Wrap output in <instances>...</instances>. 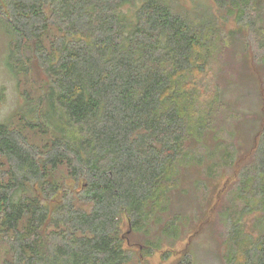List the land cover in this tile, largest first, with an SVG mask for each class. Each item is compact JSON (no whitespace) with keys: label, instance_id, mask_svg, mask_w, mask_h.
<instances>
[{"label":"trees","instance_id":"trees-1","mask_svg":"<svg viewBox=\"0 0 264 264\" xmlns=\"http://www.w3.org/2000/svg\"><path fill=\"white\" fill-rule=\"evenodd\" d=\"M212 1L0 0L23 99L0 117V264H147L181 241L193 264L216 214L221 264H264V0ZM230 49L245 74L221 84ZM216 171L228 201L200 222L195 174Z\"/></svg>","mask_w":264,"mask_h":264},{"label":"rangeland","instance_id":"rangeland-1","mask_svg":"<svg viewBox=\"0 0 264 264\" xmlns=\"http://www.w3.org/2000/svg\"><path fill=\"white\" fill-rule=\"evenodd\" d=\"M179 5H182L185 10H194V8L208 7L213 3L212 0H178ZM8 38L5 33L0 29V117L8 118L18 107L19 104L23 102L21 95L16 86V80L7 66V56H8ZM233 50L230 49L221 56V60L218 62L221 66V71L223 72L221 76H218L221 81V84H226L227 82L231 83H240L245 72L243 63H241L240 56L235 57L232 54ZM219 69V65L217 66ZM242 92L233 88L229 92V99L235 101L240 99V96H245V93L241 95ZM248 97V96H247ZM248 108L240 107L243 110L246 109L247 112H254L257 108L254 105V98L248 97L247 103ZM245 104V105H246ZM17 121V120H15ZM222 171H216L213 178H209L208 174L203 172L202 174H195V177L201 184V189L197 193V204L191 205L190 211L192 210L199 213V220L203 222L204 220L209 219L211 210L213 207H217L218 210H222L228 201L227 198L218 199V187L224 182V175L221 174ZM195 194V191L193 192ZM225 203V204H224ZM224 204V206H223ZM223 206V207H222ZM245 203L238 202L236 205L237 208V217L240 218L244 216L242 213L244 211ZM259 214H253L251 216L244 217V228L245 232H249L254 236L257 234L256 229L254 228V220ZM218 214L214 215L211 224L213 226H206L200 238L196 239L195 245L193 247L194 260L193 264H221L218 259V255L222 253L223 246H220V236L213 238V232L217 231L218 234L224 232V225L221 220L218 219ZM218 219V221H216ZM197 221V220H196ZM195 224H197L195 222ZM200 225V223H199ZM198 225V226H199ZM184 241L178 243L174 248L169 245H165L160 252H157L153 257L148 259L147 264H176L181 257L179 253L184 247ZM169 250V251H168Z\"/></svg>","mask_w":264,"mask_h":264}]
</instances>
